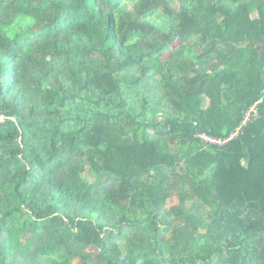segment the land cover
Returning <instances> with one entry per match:
<instances>
[{
	"label": "trees",
	"instance_id": "16d2710c",
	"mask_svg": "<svg viewBox=\"0 0 264 264\" xmlns=\"http://www.w3.org/2000/svg\"><path fill=\"white\" fill-rule=\"evenodd\" d=\"M0 264H264V0H0Z\"/></svg>",
	"mask_w": 264,
	"mask_h": 264
},
{
	"label": "rangeland",
	"instance_id": "374dc122",
	"mask_svg": "<svg viewBox=\"0 0 264 264\" xmlns=\"http://www.w3.org/2000/svg\"><path fill=\"white\" fill-rule=\"evenodd\" d=\"M178 44H179V42H176V43L174 44V46L171 48V50H170L169 52H167V54L164 56L165 59H167V58L170 57L172 51L174 50V48H175L176 46H178ZM202 137H203L204 139H206V140H210V141H212V142H214V143H220V141L212 140V139L206 138L205 136H202ZM175 204H176V200H175V198H173V200H171L170 203H169V207H170V206H173V205H175Z\"/></svg>",
	"mask_w": 264,
	"mask_h": 264
},
{
	"label": "water",
	"instance_id": "95a60500",
	"mask_svg": "<svg viewBox=\"0 0 264 264\" xmlns=\"http://www.w3.org/2000/svg\"><path fill=\"white\" fill-rule=\"evenodd\" d=\"M262 57V54H260V58Z\"/></svg>",
	"mask_w": 264,
	"mask_h": 264
}]
</instances>
